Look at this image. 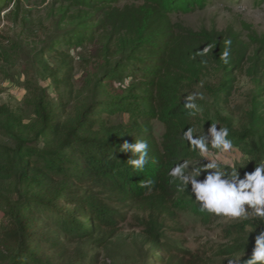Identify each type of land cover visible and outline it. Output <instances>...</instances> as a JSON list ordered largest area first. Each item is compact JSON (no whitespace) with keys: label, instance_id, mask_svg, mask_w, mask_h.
<instances>
[{"label":"trees","instance_id":"1","mask_svg":"<svg viewBox=\"0 0 264 264\" xmlns=\"http://www.w3.org/2000/svg\"><path fill=\"white\" fill-rule=\"evenodd\" d=\"M66 1L93 11L91 21L100 18L88 26L86 17H75L71 27L50 37L41 53L83 47L105 32L109 39L116 38L121 58L88 79L87 97L76 106L72 70L67 68L62 80L56 69L52 74L56 89L70 90L68 96H58L57 104L42 88L26 101L27 113L0 107V135L14 140L12 148L0 144V188L12 194L9 201L0 195V213L4 214L0 264H98L100 255L94 252H109L119 224L115 219H121L113 206L133 204L153 216L191 211L209 222L212 215L200 211L191 185L178 191L168 173L184 159H201L183 139V132L194 127L197 133L204 119L200 113L189 116L180 100L183 91L198 85L212 69L222 74L212 96L227 105L237 72L246 60L250 62L248 76L254 83L250 110L238 128L229 118L220 121L229 128L234 145L251 157L240 173L253 172L264 159V58L260 50L246 59L239 35L196 33L171 20L173 15L204 8L208 0H124L133 6L123 10L113 6L119 0ZM18 2L0 0V20L1 13L11 12ZM226 40L232 42L227 64L220 59ZM115 83L127 86L119 92L112 88ZM124 116L127 121L122 120ZM153 121L165 128L160 143L153 134ZM135 140L148 144L142 170L128 165L131 153L119 151L125 141ZM145 180L154 184L144 187ZM250 228L255 234L246 240ZM159 229L157 223L150 224V251L140 264L161 262L159 257H150L153 253L163 255L164 264H203L198 254L174 242L160 243ZM261 231V218L230 227L228 236L239 237L221 256H241L244 264ZM66 242L77 244L73 257L68 256Z\"/></svg>","mask_w":264,"mask_h":264},{"label":"rangeland","instance_id":"2","mask_svg":"<svg viewBox=\"0 0 264 264\" xmlns=\"http://www.w3.org/2000/svg\"><path fill=\"white\" fill-rule=\"evenodd\" d=\"M126 5L133 6L124 0L113 4L120 10ZM92 14L93 11L77 8L66 0H19L17 7L11 12L7 10L1 13L0 107L6 106L12 111L27 113L26 101L31 100L42 88L48 90V97L57 104L58 96L66 97L70 90L64 86L55 88L52 76L55 69L58 71V80L64 78L67 68L72 70L73 106L87 97L85 86L88 79L98 75L107 63L115 65L121 58L116 38L111 40L109 34L104 32L101 34L103 37L88 42L83 47H60L57 53L41 52L50 37L71 27L75 17H86L88 26L96 25L100 17L91 21ZM171 20L196 33H235L239 35L246 50V59L252 57L257 50H260L264 58V0H208V5L204 8H196L190 14L173 15ZM249 67L250 62L246 60L243 70L237 72L235 90L227 105L220 104L212 96L222 78L218 70L212 69L198 85L183 91L181 103L193 93L204 95V100L196 101L204 119L197 133H207L211 124L208 125L206 121H212L218 130L220 126L224 127L220 118H229L235 128L240 127L246 112L250 110V97L254 90V83L248 76ZM101 82L104 83V79ZM126 86L116 84L112 88L123 92L121 88ZM127 119L128 116H124L122 120ZM152 128L156 141L160 143L165 132L163 124L153 121ZM0 144L12 148L14 140L0 135ZM239 152L243 153L241 150ZM229 155L234 156L236 153ZM249 161L251 157L243 161L242 166ZM209 162L201 161L200 166ZM240 177L243 178L244 175L240 173ZM22 193L24 195L26 192ZM0 195L8 201L12 198V194L1 188ZM113 209L121 216V219H115L119 223L117 234L111 240L108 253L102 250L94 252L100 255L98 264H140L142 257L150 251L149 228L152 222L160 227V243H164L165 239L174 242L177 247L198 254L203 259V264H229V259H241V256H221L222 251L234 245L233 239L239 237L237 234L229 237L226 231L234 225L258 219L250 216L248 220H232L212 215L207 222L191 211L171 210L170 213H155L153 216L133 204L113 206ZM1 219H4L3 212L0 213ZM254 234V229L250 228L244 238L250 240ZM66 245L68 256L73 257L77 244ZM150 257L161 259L156 264H164L166 261L158 253H153Z\"/></svg>","mask_w":264,"mask_h":264},{"label":"clouds","instance_id":"3","mask_svg":"<svg viewBox=\"0 0 264 264\" xmlns=\"http://www.w3.org/2000/svg\"><path fill=\"white\" fill-rule=\"evenodd\" d=\"M231 43V40L225 41V50L220 56L226 64ZM206 51L207 49L203 50ZM197 100H204L203 93H193L185 97L184 107L189 116L194 117L201 111ZM194 133V127L187 128V131L183 132V139L201 159L195 162L184 159L168 173L172 182L177 184L178 191L183 192L191 185L190 192L199 204L200 211L216 217L248 220L251 216L264 219V159L256 163L253 172H245L241 178L242 162L250 157L239 152L229 138V128L220 126L218 130L217 125L212 123L207 133ZM119 151L131 153L127 163L134 169L142 170L145 167L148 157L146 141H125ZM232 153L236 155L230 156ZM204 160L210 162L200 166ZM205 173L204 178L199 179ZM153 184V180H145L142 186L150 188ZM229 264H241V259H229ZM244 264H264V231L255 237L252 256Z\"/></svg>","mask_w":264,"mask_h":264}]
</instances>
